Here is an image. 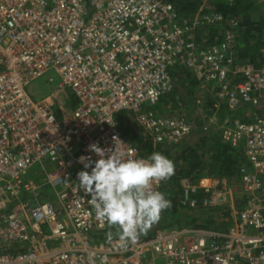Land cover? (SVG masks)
<instances>
[{"label":"built area","instance_id":"1","mask_svg":"<svg viewBox=\"0 0 264 264\" xmlns=\"http://www.w3.org/2000/svg\"><path fill=\"white\" fill-rule=\"evenodd\" d=\"M224 25L235 19L208 3L180 14L167 0H0V264H264V66L238 61L233 33L211 42ZM180 70L212 98L206 113L205 98L195 100L198 134L214 128L249 167L236 183L180 182L179 210L226 227L162 223L121 248L76 185L79 158L97 159L89 147L114 149V138L119 152L146 158L123 138L120 113L164 149L192 136L198 123L182 103L177 114L153 110L175 93ZM50 72L57 89L35 100L27 87ZM152 187L163 193L164 181Z\"/></svg>","mask_w":264,"mask_h":264},{"label":"clouds","instance_id":"2","mask_svg":"<svg viewBox=\"0 0 264 264\" xmlns=\"http://www.w3.org/2000/svg\"><path fill=\"white\" fill-rule=\"evenodd\" d=\"M114 149L91 145L89 151L97 159L81 156L82 170L77 173L79 190L90 199L87 203L95 211V218L115 233H107L108 242L125 248L134 244L159 222L161 214L171 207V201L154 182L166 181L174 173V163L160 152L146 158H133ZM121 142V141H120ZM90 169V171H89Z\"/></svg>","mask_w":264,"mask_h":264},{"label":"trees","instance_id":"3","mask_svg":"<svg viewBox=\"0 0 264 264\" xmlns=\"http://www.w3.org/2000/svg\"><path fill=\"white\" fill-rule=\"evenodd\" d=\"M167 1L173 3L180 14H193L199 8L198 3L190 0ZM263 6L264 0H234L233 3H228L226 1L216 2L213 5L215 11L226 18L235 19V25L233 27L224 25L218 31L214 33L211 32V42H220L222 37L229 33H234L237 29H242L246 36L243 40L241 39V43L237 48L238 61L251 63L256 67L264 66V59H262V57H264V15L261 13V8H263ZM176 91L175 88V92ZM236 117H238V115ZM130 119L131 116L129 113H120L117 117L118 128L126 141L136 145L146 157L153 152H160L166 157L170 155L168 148L164 149L154 145L148 138L136 131L132 127ZM197 136V143L189 145L186 149L184 148L183 155L186 154V152H190V157L195 161L194 164L197 165L198 163L196 161L203 155V148L208 146L212 152V169L210 175L212 177H224L229 179L230 182L236 183L242 171L249 167L244 154L230 146L222 144L216 133L199 134ZM175 198L174 195L171 196V207L166 211L162 219L163 224L165 223L172 226L178 225V227L189 224L205 229L216 228L214 225L215 223L210 218L208 220H197L195 217L183 214L178 209V204L176 205V203L173 202ZM150 236V233L144 234L145 238Z\"/></svg>","mask_w":264,"mask_h":264},{"label":"rangeland","instance_id":"4","mask_svg":"<svg viewBox=\"0 0 264 264\" xmlns=\"http://www.w3.org/2000/svg\"><path fill=\"white\" fill-rule=\"evenodd\" d=\"M190 1L198 3L200 7L204 3L214 5L216 2H221L223 0H190ZM261 13L264 15V6L263 8H261ZM233 35H234L235 41L237 42V48H238L239 44L241 43V39L243 40L246 35L244 33V30L242 29L241 30L237 29L233 33ZM240 49H241V45H240ZM237 53H238V49H237ZM262 59H264V57H262ZM50 77L54 78V83H50L48 81ZM58 83H59L58 77L55 75L54 72H50L45 77L35 82H32L27 87V91L29 92L31 96L34 97L35 100L43 99L51 95L57 89ZM175 86H176L177 91L174 94L167 97L165 100H163L157 107H154L153 110L159 111L162 113H168L171 115L177 114L179 113V111L183 110V112H185L188 115V118L193 123H198L199 115L195 107V100L196 98H202V97L205 98L206 104L203 110L206 113L211 108L210 107L212 103L211 95L208 94L204 88H202L200 83L193 77L191 73L183 71V70L178 71V73L176 74ZM62 96H63L62 98L64 99V95ZM73 101H74V98H73ZM180 103H182L183 105L182 110L179 105ZM146 108H149V106L147 105ZM247 111L248 110H246L244 113H246ZM244 113L242 112L233 113L232 116L236 117L238 115L241 117ZM130 116H131L130 122H131L132 127L136 131H138L141 135H143L133 115L130 114ZM200 123L195 124L197 131H195V133L192 136L184 140L182 144L178 145L177 147L168 148V151L170 152V155H168V158L174 163V173L171 175L170 178L164 181L163 193L166 195V198H168L171 201V203H172L171 196L174 195L176 198L173 202L176 203V205L178 204V198L181 193L180 182L183 179H188L192 183H197L203 177H212L210 175L211 169H212L211 168L212 152L208 146H205V148H203L202 150L203 155L200 156V159L196 161L198 164H201V165L194 164L195 161L190 157V152L189 153L186 152V154L183 155L184 148L186 149V147L191 145L192 141L194 142L197 140V137H198L197 135H199L198 130L200 129ZM213 133H216V131L214 130V128H211L209 134H213ZM189 140L190 142H188ZM74 149L75 150L77 149V145H75ZM46 168H47L48 174H52L56 169L54 165L53 166L46 165ZM35 174H41L42 178H44L42 174H45V173L40 165L34 166L30 172V177L38 182V180L41 179V176L35 178ZM44 198L48 200L56 199V197L54 196L50 188L46 189L44 193ZM238 199L240 200L241 197L238 196ZM166 211L161 214V219H163L164 215L166 214ZM182 213L185 215H192V217L194 216L197 220L198 219L200 220L209 219V217H207V212H204V211H198L196 213H186V212H182ZM216 217L219 218L218 215H216ZM215 221H213L215 223L214 225L220 224L221 226H225V227L228 225V222L226 220H222V221L215 220ZM163 226L164 228L178 227V225L172 226V225L165 224V223L163 224Z\"/></svg>","mask_w":264,"mask_h":264},{"label":"water","instance_id":"5","mask_svg":"<svg viewBox=\"0 0 264 264\" xmlns=\"http://www.w3.org/2000/svg\"><path fill=\"white\" fill-rule=\"evenodd\" d=\"M162 223H163V220H159V222L152 227L150 232L153 233L154 231H156Z\"/></svg>","mask_w":264,"mask_h":264},{"label":"crops","instance_id":"6","mask_svg":"<svg viewBox=\"0 0 264 264\" xmlns=\"http://www.w3.org/2000/svg\"><path fill=\"white\" fill-rule=\"evenodd\" d=\"M190 140H191V139H190ZM190 140H189L188 142H190ZM195 143H197V142H196V141H194V142L192 141V142H191V145H192V144L194 145ZM193 217H194V216H193ZM207 217H211V215H210L209 213H207ZM204 220H205V219H204Z\"/></svg>","mask_w":264,"mask_h":264}]
</instances>
